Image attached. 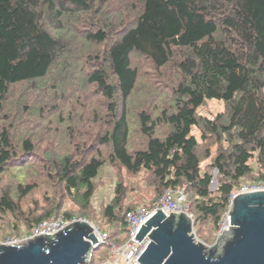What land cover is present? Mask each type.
<instances>
[{
  "label": "trees",
  "instance_id": "1",
  "mask_svg": "<svg viewBox=\"0 0 264 264\" xmlns=\"http://www.w3.org/2000/svg\"><path fill=\"white\" fill-rule=\"evenodd\" d=\"M29 83L44 84L50 117L43 106L19 108L37 119L28 136H15L27 122L6 107L12 113L1 117L0 178L16 160L38 154L35 132H46L43 167L81 209L57 213L56 204L29 212L27 236L48 218L89 219L95 179L107 162L148 173L153 185L146 204L130 198L123 179L116 182L101 222L93 223L117 245L127 240V212L153 207L167 188L185 192L196 235L211 242L203 233L216 239L232 195L264 180V0H0V109L13 87ZM211 99L222 100L224 110L200 114ZM66 102L71 111L84 106L75 118L95 132L90 141L72 143L76 119L50 114ZM21 176L15 186L25 197L37 183ZM19 209L8 186L0 213ZM104 247L101 259L108 260L111 245L104 243L89 264Z\"/></svg>",
  "mask_w": 264,
  "mask_h": 264
},
{
  "label": "water",
  "instance_id": "2",
  "mask_svg": "<svg viewBox=\"0 0 264 264\" xmlns=\"http://www.w3.org/2000/svg\"><path fill=\"white\" fill-rule=\"evenodd\" d=\"M158 210V209H157ZM229 227L209 245L193 234V219L158 210L135 239L149 236L141 264H264V189L236 194L228 210ZM90 221L78 220L62 230L0 244V264H86L98 239ZM107 264V263H104Z\"/></svg>",
  "mask_w": 264,
  "mask_h": 264
},
{
  "label": "rangeland",
  "instance_id": "3",
  "mask_svg": "<svg viewBox=\"0 0 264 264\" xmlns=\"http://www.w3.org/2000/svg\"><path fill=\"white\" fill-rule=\"evenodd\" d=\"M44 84L39 83L38 85L35 83H29L28 85H19L18 87H13L11 90L12 95H10L9 99L5 103L7 105L5 106V108L0 109V123H4V120L1 118L3 117L2 112L5 114L7 112L12 113V111L14 112V114L12 115L14 119L17 118L19 114H21L22 118H19L18 120L25 119V121L27 122V123L25 122L26 124H24L23 127L19 126L17 129L13 130L15 131L13 132L15 136H19L21 134L27 135L28 133L26 127H28L29 123H34L35 120L37 119V117L30 112L18 113V110H20L19 108H22L25 105L29 107L43 106L47 110L45 111L46 116L50 117L49 107L53 104H51V102H46L43 98V93L46 91V89L42 90L40 89V86ZM80 94L83 95V91H81ZM84 101L85 103H87V106H85L86 108L91 109L93 107L92 104L89 102V100L84 99ZM141 101L142 100H139L137 104L141 103ZM97 104H98V100L97 98H94V105ZM7 106H12L14 108L12 111H7L6 110ZM70 107L71 106L70 104H68V102H66L65 104L61 103L57 107L58 109H55L56 112H51L50 114L55 119L61 116L67 120L69 118V115L75 118L76 116H79L81 114V111L85 110L84 106L83 108H81L79 105H77V108L73 109L72 111L70 110ZM223 110H224V102L218 99L207 100L204 105L198 108L200 114L208 117H214L217 113ZM77 120L78 119H76V121L73 123V126L75 129H77V131L75 132V136L73 138L72 143L81 144V143H85L86 141H90L95 132H93L92 130H88V131L83 130L81 123L79 122L80 119L78 121ZM194 133L199 137V131L196 128L194 130ZM47 134L48 133L40 130L36 131L34 140L37 144L40 145V149L37 150L38 154L24 158L21 164H20L21 160H16L14 164H12L14 165V168H12L7 174H5L2 177V179L0 178V193H3L9 186L11 195L13 196L15 202L20 204V209L18 210L20 212L0 213V239H1L0 241L2 240L15 241V240L25 239L27 237V232H28L26 225V218L27 216L32 214V212L40 213L42 211L40 210V208L42 209L44 207H52L53 205L55 206L56 204H59V209L57 213H61V212L64 213L65 211H69L71 209L74 210L81 209L79 205H77L74 201L70 199V196L68 195L67 191H65L59 184L54 183L50 179V176L46 172L45 167H43L45 166L44 164L45 162H43V158H45L44 151L49 148V145H51V136H47ZM29 135L33 136V133L30 132ZM45 137L46 138L48 137V141H46ZM60 137L61 138L59 139L61 141L65 139V137L62 135ZM72 143H69L68 145L69 148H73L74 145H71ZM103 152L105 155H107L108 148H104ZM252 163L254 167H257L255 162ZM22 171L26 172L27 181L35 180L37 183V188L34 189L31 193H29L25 197H20L19 192L15 186L20 181L19 179L23 180V178H20L22 177L21 176ZM257 172L258 171L255 170L254 174L257 175ZM119 179H123L125 181V185L128 189V195L133 201L141 200L146 204H148L151 201L152 199L151 193H153V187H152L153 185H152V179L149 177L148 173L141 172L140 174L137 175H133L132 173H128V172L125 173V171H122L119 167H114L109 162H107L105 163L104 166L101 167L95 179V183L97 187L91 199V210L89 209L87 211L89 212L88 214L89 219L85 217L86 219H88L91 222H101V218H102L101 215L103 213V208L113 199L115 195L116 182ZM258 182L263 183L264 180L261 181L251 180L250 182L244 184L253 185ZM216 186H217V182L215 180L212 189L215 190ZM37 203L39 204V208H37L38 207ZM29 212L31 213L28 214ZM226 217H228V212L226 213L224 218L226 219ZM91 219H93L94 221ZM207 233L208 234L206 233L203 234L208 236L211 242L205 241V243L211 245L214 243L215 238L210 236L211 232L207 231ZM219 233L220 231L218 230L217 235ZM194 235L196 236L197 239H201L196 235L195 231H194ZM2 236H10V237L1 238ZM202 241L204 242V240ZM104 250L105 247L101 248L97 252V264H104L102 262L103 260L101 259Z\"/></svg>",
  "mask_w": 264,
  "mask_h": 264
},
{
  "label": "built area",
  "instance_id": "4",
  "mask_svg": "<svg viewBox=\"0 0 264 264\" xmlns=\"http://www.w3.org/2000/svg\"><path fill=\"white\" fill-rule=\"evenodd\" d=\"M263 183H256L253 185L244 184L238 190V192L232 195V198L242 192H249L255 190H263ZM162 210L166 215H170L171 212L179 213L183 212L190 215L193 219L192 214L189 212V201L187 200L186 194L182 189L178 188H167L164 194L157 200V202L153 205V207L148 208L146 205L139 206L135 210L128 211L126 214V222L128 228L127 240L122 244H114L108 239V232L102 231L98 226H95L94 232L98 239L97 244H93L94 249L99 247L101 244L107 243L111 245L112 255L111 257L104 263L107 264H141L138 258L141 256L143 251L146 249L151 239L149 236H145L142 240L138 241L135 239L138 231L141 226L145 224V222L150 219L158 210ZM78 220H86V218L74 217L71 219H67L64 217L59 218H48L40 222L34 229L32 233L27 236L25 239L21 240H10V241H0V244H22L27 239L34 238L37 236L55 233L62 230L67 225L78 221ZM194 221V220H193ZM229 226V217L224 218L220 227V233L227 229ZM193 227V234H194ZM56 234V233H55ZM195 236V235H194ZM196 237V236H195ZM92 258L87 261V264L91 262Z\"/></svg>",
  "mask_w": 264,
  "mask_h": 264
},
{
  "label": "clouds",
  "instance_id": "5",
  "mask_svg": "<svg viewBox=\"0 0 264 264\" xmlns=\"http://www.w3.org/2000/svg\"><path fill=\"white\" fill-rule=\"evenodd\" d=\"M88 220V219H87ZM89 221V220H88ZM91 222V221H90ZM91 223H93V222H91ZM94 224V223H93ZM95 225V224H94ZM97 226V225H96ZM94 251V250H93ZM87 264V263H86Z\"/></svg>",
  "mask_w": 264,
  "mask_h": 264
}]
</instances>
